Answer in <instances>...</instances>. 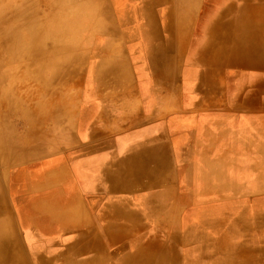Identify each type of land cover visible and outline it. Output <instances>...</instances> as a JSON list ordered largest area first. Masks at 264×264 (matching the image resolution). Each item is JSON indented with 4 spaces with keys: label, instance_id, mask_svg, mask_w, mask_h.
<instances>
[{
    "label": "crops",
    "instance_id": "1",
    "mask_svg": "<svg viewBox=\"0 0 264 264\" xmlns=\"http://www.w3.org/2000/svg\"><path fill=\"white\" fill-rule=\"evenodd\" d=\"M216 1L110 0L77 106L0 154V264L192 261L194 220L264 203V0ZM251 216L224 234L258 239ZM238 248L199 264H264Z\"/></svg>",
    "mask_w": 264,
    "mask_h": 264
},
{
    "label": "rangeland",
    "instance_id": "2",
    "mask_svg": "<svg viewBox=\"0 0 264 264\" xmlns=\"http://www.w3.org/2000/svg\"><path fill=\"white\" fill-rule=\"evenodd\" d=\"M39 1L0 0V20L3 19L1 22L11 19L10 21L15 24L22 23L20 18L22 13L19 12H23L26 5V10L34 13L39 6ZM110 5V0H85L81 17L76 18V22L72 24L76 26L69 27L72 28L70 35L61 34V28L65 26H62L60 22L58 23V32L60 31L58 38L42 42L44 47L52 48L53 45L61 47L63 44L72 43L75 47H73V51L70 52L65 48L64 52L59 51L53 55L48 53L41 55L42 57L39 55L32 65L24 62L20 65L21 67H7L4 72L3 84L0 86V116L6 115V117H2V126L7 133V138H13L16 131L22 132L24 136L30 130L45 133L47 124L52 127L57 119L64 116L63 110L66 107L77 106L80 79L83 77L87 63H89L91 51H94V48L98 46L96 41L100 40L97 37L103 35V32H100V27L105 21L110 23L112 19ZM69 10L80 11L75 6H71L62 12L67 14ZM28 22H30L29 19ZM77 24L84 26L81 32L77 28ZM103 29L104 33L111 30L110 28ZM57 62H61L63 65L56 67ZM3 65H5L4 59H0V67ZM6 109H10L8 115ZM0 154L10 158L11 152H6L0 147ZM190 254L192 255L191 252H184L183 259L179 264L199 262L200 259L197 256L194 260L189 261ZM139 259H145L150 264H159L157 256L154 259L151 256L139 257Z\"/></svg>",
    "mask_w": 264,
    "mask_h": 264
},
{
    "label": "bare ground",
    "instance_id": "3",
    "mask_svg": "<svg viewBox=\"0 0 264 264\" xmlns=\"http://www.w3.org/2000/svg\"><path fill=\"white\" fill-rule=\"evenodd\" d=\"M213 1V0H212ZM218 1V0H217ZM216 1V3H217ZM229 1V0H228ZM240 1V0H239ZM262 1V0H261ZM21 3V2H20ZM85 0H40L39 1V6L37 7V10L34 13H30L26 10V5L23 9V12H19L22 13L20 16L21 20L23 21L22 23L19 24H15L14 22L10 21V20H6V22H1L2 20H0V59H4V64L3 67H0V86H2L3 84V78H4V72L7 69L8 66H19L22 65V63H29L30 65L34 64V61L36 60V58L40 55H44L46 53L48 54H55L56 52L62 51L64 52L67 48V50L69 49L70 52L71 50L73 51V47L74 45L71 44H63L61 47H56L53 45L52 47H44L42 45V42H46V41H51L54 40L55 38H58V35L60 33V31L58 32V23L61 22L62 26H65L64 28H61V34H69L70 35V31L72 28L69 27H74L76 25H72L74 24V22H76V18L79 19L82 15V9L84 6ZM215 3V1H214ZM262 3V2H261ZM35 4V3H33ZM31 5V4H30ZM224 5V4H223ZM71 6H75V8H77L78 10H80L79 12L77 11H68L67 14L63 13L62 10H65L66 8H69ZM20 7V6H19ZM32 7V5H31ZM22 8V7H21ZM107 8V7H106ZM193 8V7H192ZM22 10V9H19ZM108 10V9H107ZM102 11V10H101ZM145 11V10H144ZM145 13V12H144ZM206 14V13H205ZM235 15V14H234ZM8 16V15H7ZM235 17V16H234ZM262 18V17H261ZM30 20V22L27 23V20ZM216 19V18H215ZM226 19V18H225ZM99 21V20H98ZM101 22V21H99ZM234 23V22H233ZM261 23V22H260ZM104 24V23H103ZM101 25L100 27V32H103L102 34L104 35V29L106 28L104 27V25ZM84 26L83 25H79L77 24V28L79 29V31L81 32L82 28ZM210 28V27H209ZM221 28V27H220ZM205 30V29H204ZM236 30V29H235ZM77 32V30H75ZM234 33V32H233ZM66 36V35H65ZM232 36V35H231ZM186 37V36H185ZM204 37V36H203ZM69 38V37H68ZM67 38V39H68ZM185 40V39H184ZM203 40V39H202ZM72 42V41H71ZM59 43V42H58ZM54 44V43H53ZM77 44V43H76ZM183 44V41H182ZM200 45V44H199ZM230 45V43H229ZM49 46V45H48ZM171 46V45H170ZM75 48V47H74ZM198 48V47H197ZM183 49H185V46L183 45ZM200 52V51H199ZM41 56V57H42ZM182 59V57H180ZM49 59V58H47ZM51 60V59H50ZM54 60V59H53ZM52 60V61H53ZM57 61V60H55ZM68 62V61H67ZM66 63V62H65ZM64 63V64H65ZM181 63H183L181 61ZM38 64V63H37ZM40 65V64H39ZM46 65V64H45ZM59 65H63L61 62H57L56 63V67H59ZM48 66V65H47ZM46 66V67H47ZM69 66V64H68ZM23 68V67H22ZM21 68V69H22ZM54 68V66H53ZM64 68V67H63ZM120 68V67H119ZM183 68V67H182ZM198 68V67H197ZM214 68V66H213ZM216 68V66H215ZM235 68V67H234ZM238 68V67H237ZM39 69V68H38ZM194 69V68H191ZM36 70V69H35ZM62 70V69H61ZM118 70V69H117ZM195 70V69H194ZM212 70V69H211ZM11 71V70H10ZM100 71V70H99ZM213 71V70H212ZM217 71V70H215ZM16 72V70H15ZM121 72V71H120ZM195 72V71H194ZM192 72V73H194ZM214 72V71H213ZM126 73V72H125ZM171 73V72H170ZM190 73V72H189ZM198 73V72H197ZM210 73V72H209ZM215 73V72H214ZM230 73V72H229ZM53 74V73H52ZM120 74V73H119ZM128 73H126L127 75ZM208 74V72L206 73ZM216 74V73H215ZM227 74V73H226ZM9 75V74H8ZM122 76H124L122 74ZM130 76V75H129ZM182 76V75H181ZM193 76V75H192ZM197 76V75H196ZM196 76L194 78H196ZM208 76V75H207ZM100 77V76H99ZM125 77V76H124ZM171 77V75H170ZM106 78V77H105ZM188 78V77H187ZM192 78V77H191ZM201 79V78H200ZM207 79V78H206ZM209 79V78H208ZM182 80V79H181ZM182 82V81H181ZM185 82V81H184ZM190 82V81H189ZM186 83V82H185ZM191 84V82H190ZM182 86V85H181ZM190 86H194V85H190ZM238 91V90H237ZM10 109H6V114L8 115ZM2 117H6V115H2ZM2 117L0 116V147L6 151L9 152L10 151V141L9 139L6 137V131L3 129L2 126ZM253 126V125H252ZM254 127V126H253ZM249 128V126L247 127ZM7 130V128H6ZM255 131H257L255 129ZM256 136V135H255ZM17 141V140H16ZM63 173V172H62ZM195 174V172H194ZM215 174V173H214ZM203 175V174H202ZM51 177V176H50ZM53 177V176H52ZM195 177V176H194ZM202 178V177H200ZM197 179V177H196ZM46 180V179H45ZM198 181V180H197ZM203 181V180H202ZM205 181V180H204ZM44 182V181H43ZM46 183V182H45ZM194 183V182H193ZM225 186V185H224ZM227 186V184H226ZM200 187V186H199ZM198 188V187H197ZM228 188V187H227ZM204 189V188H203ZM232 190V188L230 189V191ZM215 191V190H214ZM217 191V190H216ZM223 191V190H222ZM242 191V190H240ZM212 192V191H211ZM225 192V191H224ZM228 192V191H227ZM242 193V192H241ZM228 194V193H227ZM240 194V193H239ZM238 194V195H239ZM226 195V194H225ZM231 195V194H230ZM229 195V196H230ZM241 195V194H240ZM246 195V194H245ZM244 196V195H243ZM232 197V196H231ZM229 198V197H228ZM238 198V197H237ZM256 198V197H255ZM232 199V198H230ZM251 200V199H250ZM213 202V201H212ZM216 202V201H214ZM222 202V201H221ZM260 202V201H259ZM219 203V202H218ZM228 203V202H227ZM252 204V203H251ZM229 205V204H228ZM244 205V204H243ZM258 205V204H257ZM254 206V205H253ZM259 206V207H258ZM257 207H255L253 213L248 212L246 210H244V208L240 207V206H234L232 207L230 210H232V212L234 211L235 213L238 214V218L235 221L230 222V224L225 223L224 219L222 218H216L214 216H212V214H207V215H203L201 217L198 218V220H194L196 221L194 224H190L188 226L189 229H199V232L201 235H199V238H197V243H195L196 248L198 249V251H200V257L199 259L201 260V257L206 259V257L209 258V255L211 251H219L223 248H226V246H229L230 248H238L239 242H238V238L240 237V234H237V231L239 229H244V230H248L247 226L242 224H238L240 219H243L245 217H249L250 214H252L251 217H259L260 215L264 216V203L259 204ZM75 207V206H74ZM252 207V206H251ZM214 208V207H213ZM228 208V207H227ZM73 209V208H72ZM252 209V208H251ZM54 212V209H51ZM69 210V209H68ZM59 211V210H58ZM220 211V210H219ZM228 211V210H227ZM226 211V212H227ZM195 211H193L194 213ZM197 213H199L198 211H196ZM221 212V211H220ZM230 212V211H229ZM62 213V212H61ZM69 213V211H68ZM218 213V212H217ZM215 213V214H217ZM214 214V213H213ZM220 214V213H219ZM60 215V214H59ZM221 215V214H220ZM218 215V216H220ZM260 216V217H263ZM196 217V216H195ZM221 217V216H220ZM243 217V218H242ZM251 217L249 219H251ZM259 217V218H260ZM193 218V217H192ZM258 219V218H257ZM255 220V219H254ZM263 220V219H262ZM193 221V220H192ZM260 222V219L258 220ZM254 222V221H253ZM264 222V221H263ZM189 223V222H188ZM255 223V222H254ZM257 223V222H256ZM227 224V226L230 228L232 226V228L234 226H237V231L234 232L233 234H228L223 232V230H225V225ZM249 225V224H248ZM260 225V224H258ZM256 226V225H255ZM262 226V225H261ZM258 226V230L259 238L254 240L253 238H251V240H249L250 236H248L246 238V240H243L242 245L239 248H243L244 247H252L254 245L257 246H264V226ZM255 228V227H254ZM236 229V228H235ZM187 231V230H186ZM203 232V233H202ZM1 233V232H0ZM12 233V232H11ZM11 235V234H10ZM7 237V236H6ZM253 237V236H252ZM249 238V239H248ZM4 239V238H3ZM179 242V241H178ZM2 243V242H1ZM17 243V242H15ZM1 245V244H0ZM17 245V244H14ZM14 247V246H13ZM18 247V246H16ZM20 247V246H19ZM18 247V249H19ZM12 248V247H11ZM238 248V249H239ZM12 250V249H11ZM23 250V249H21ZM237 250V249H236ZM252 250V249H251ZM10 251V249H9ZM18 252V251H17ZM24 252V251H23ZM221 252V251H220ZM235 252V251H234ZM258 252V251H257ZM11 253V252H10ZM21 253V252H20ZM255 252H253V255ZM30 254V253H29ZM28 254V255H29ZM252 254V251H251ZM3 255V254H0ZM215 255V254H214ZM225 255V254H224ZM222 255H218V256H214L216 259H222L221 256ZM230 255V254H228ZM6 256V254L3 255V257ZM37 256V255H36ZM227 256V255H225ZM263 256V255H262ZM2 257V256H1ZM26 257V256H25ZM239 257V256H238ZM5 258V257H4ZM13 259V257H11ZM37 258V257H36ZM228 258V256H227ZM236 258V257H235ZM254 259V257H252ZM1 259V258H0ZM12 259L10 261H12ZM27 259V258H26ZM211 259V258H209ZM22 260V259H21ZM199 262H193L191 264H199ZM207 260V259H206ZM214 260V259H213ZM252 260V259H251ZM256 260V259H254ZM28 261V260H27ZM40 261V260H39ZM227 261V260H226ZM253 261V260H252ZM257 261V260H256ZM264 261V260H263ZM41 262V261H40ZM209 262V261H208ZM219 262V261H218ZM255 262V261H253ZM258 262V261H257ZM262 262V259H261ZM213 263V261H212ZM222 263V262H221ZM220 263V264H221ZM252 263V262H251ZM184 264V263H182ZM185 264H189V263H185Z\"/></svg>",
    "mask_w": 264,
    "mask_h": 264
}]
</instances>
